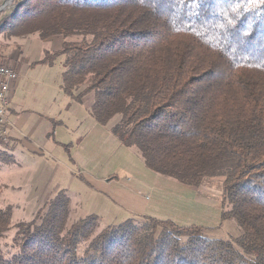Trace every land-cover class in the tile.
<instances>
[{"label": "trees", "instance_id": "1", "mask_svg": "<svg viewBox=\"0 0 264 264\" xmlns=\"http://www.w3.org/2000/svg\"><path fill=\"white\" fill-rule=\"evenodd\" d=\"M31 35L63 40L36 64L64 58V94L93 95L101 126L120 117L111 132L149 170L197 189L224 178L223 219L243 234L209 239L147 216L98 232L96 215L70 224L61 191L16 226L11 259L13 212L0 209V264H264V0H17L0 36Z\"/></svg>", "mask_w": 264, "mask_h": 264}, {"label": "rangeland", "instance_id": "2", "mask_svg": "<svg viewBox=\"0 0 264 264\" xmlns=\"http://www.w3.org/2000/svg\"><path fill=\"white\" fill-rule=\"evenodd\" d=\"M16 1L0 0V22ZM62 43L61 38L43 42L38 35L0 36V65L12 67L20 74L14 102L24 110L48 113L57 122H64L51 131L50 139L56 138L68 146L48 155L46 152L44 156L39 153L26 157L22 159L24 167L18 168L15 159L11 164L3 163L9 154L0 144V209L11 208L13 212L11 229L1 240L5 256L11 259L19 252L16 226L34 221L50 201L49 197L47 201L39 199V186L44 183L38 182L42 177L47 183L57 180L64 184L70 193L75 204L71 206L70 224L96 215L103 220L100 232L105 226L136 217L142 222L147 216L203 228L209 239L234 241L241 236L243 231L236 220L223 219V214L231 210L222 203L224 178L207 179L197 189L152 172L135 149L122 146L114 138L117 136L111 128L120 117L107 127L99 126L86 109L94 103L93 95L84 100L83 106L73 103L60 90L64 58L52 67L36 63L44 58L45 51L55 52ZM82 137H87V141L78 150Z\"/></svg>", "mask_w": 264, "mask_h": 264}, {"label": "crops", "instance_id": "3", "mask_svg": "<svg viewBox=\"0 0 264 264\" xmlns=\"http://www.w3.org/2000/svg\"><path fill=\"white\" fill-rule=\"evenodd\" d=\"M18 85L19 82H17L13 86V89L11 90L9 95L10 139L8 143H3V146L5 147V150L9 154L8 157L11 156V158L15 159V163L18 164V168H23L24 165L22 159H25L26 157H30V156L35 157V155L39 153L40 155L44 156L46 152H48L47 153L48 155L49 153H54L61 146L63 145L67 146V145L58 142L56 138L50 139L51 131L53 130V124L51 121L53 120L57 122L56 118H53V115H49L48 113L45 114L37 110H24L21 106L19 107V105H17V103L14 102ZM60 90L62 91L61 85H60ZM69 99L75 104L83 105V106L86 105L84 101L82 103H77L71 97H69ZM91 106L90 105L86 106L89 115H90ZM90 117L95 122V119L91 115ZM58 123L64 125V122L62 121ZM114 138L119 142V144L121 143L117 137ZM84 141L85 142L87 141V137H82L79 139L76 147L78 150L83 149L82 146ZM77 157L78 155H76V157H73V160L75 161ZM42 179L43 177L41 178V180ZM53 179L55 180V178ZM41 180L38 182V184L39 183L40 184L44 183V184L41 187L39 186L40 200L46 199L47 201L49 197L51 201L57 196L59 192L61 191L67 192V190L63 187L64 184L60 185L57 182V180L56 183L54 184L52 183L53 180H51V182L49 181V183H47L45 179L42 181ZM46 201L42 203L45 204ZM131 203L135 204L136 202L132 201ZM74 205L75 204L72 201L71 206L73 207Z\"/></svg>", "mask_w": 264, "mask_h": 264}, {"label": "built area", "instance_id": "4", "mask_svg": "<svg viewBox=\"0 0 264 264\" xmlns=\"http://www.w3.org/2000/svg\"><path fill=\"white\" fill-rule=\"evenodd\" d=\"M19 78L20 74L17 70L0 65V142L2 143H8L10 139L9 95Z\"/></svg>", "mask_w": 264, "mask_h": 264}]
</instances>
